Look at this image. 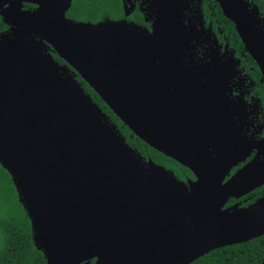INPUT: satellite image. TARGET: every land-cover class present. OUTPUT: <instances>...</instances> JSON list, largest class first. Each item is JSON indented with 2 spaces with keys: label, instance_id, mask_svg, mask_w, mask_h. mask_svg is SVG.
Masks as SVG:
<instances>
[{
  "label": "water",
  "instance_id": "1",
  "mask_svg": "<svg viewBox=\"0 0 264 264\" xmlns=\"http://www.w3.org/2000/svg\"><path fill=\"white\" fill-rule=\"evenodd\" d=\"M218 1L264 75V31L252 37L246 1ZM23 2L38 6L23 10ZM70 4L0 0L12 26L0 33V163L47 264H188L264 234V195L221 210L229 196L264 183V158L225 181L252 149L264 153V138L249 146L234 129L227 68L195 61L192 34L175 13L158 16L149 32L126 21L76 23ZM48 46L138 137L196 174L187 197L172 173L129 145ZM171 208L180 215L160 214Z\"/></svg>",
  "mask_w": 264,
  "mask_h": 264
},
{
  "label": "flooded vegetation",
  "instance_id": "2",
  "mask_svg": "<svg viewBox=\"0 0 264 264\" xmlns=\"http://www.w3.org/2000/svg\"><path fill=\"white\" fill-rule=\"evenodd\" d=\"M245 1L249 15L254 16L250 22V30L252 37L256 39L258 31H264V13L254 0ZM37 6L36 3L23 2L22 9L34 10ZM170 13L178 16L184 32H191L192 51L198 64L213 67L217 62L227 68L226 95L234 117V129L240 135V142L243 141V144L244 142L250 144L249 146L257 144L264 138V75L258 62L247 49L235 22L225 15L218 0H71L66 11L67 17L74 21H89L93 24L126 21L149 32L153 31L158 16ZM9 26L11 30L12 26ZM120 132L123 134L121 130ZM143 158L147 160L151 157ZM263 158L264 153L257 148L252 149L243 161L231 168L225 181L241 167ZM164 167L174 175L180 183L177 187L181 189L183 196L187 197L192 191L191 184L197 180L196 174L188 167L190 172L181 174L175 173L167 166ZM6 177L12 181L11 175L9 173L4 175L0 167V181ZM3 193L0 186V199ZM263 195L264 183L242 195L229 196L221 210L226 214L233 213L248 207ZM160 214H166L168 218L173 214L175 218L180 215V210L171 208L166 212L160 211ZM1 215L0 209V217ZM2 222L1 220L0 223ZM160 229L165 234L166 228ZM167 229L171 231L173 227L169 226ZM176 230L173 229V235ZM252 241L253 248L252 246L247 248L246 252L245 246ZM236 245L237 250L232 248ZM96 260L92 259L91 264ZM188 264H264V234L247 241L218 246Z\"/></svg>",
  "mask_w": 264,
  "mask_h": 264
},
{
  "label": "trees",
  "instance_id": "3",
  "mask_svg": "<svg viewBox=\"0 0 264 264\" xmlns=\"http://www.w3.org/2000/svg\"><path fill=\"white\" fill-rule=\"evenodd\" d=\"M254 2L260 8V11L264 13V0H254ZM74 22L91 23L89 21ZM229 23L231 24V22ZM9 29L10 26L4 21L3 16H0V33H6ZM47 51L60 63L67 64L51 46H48ZM67 65L71 76L77 79L81 83L84 91L100 105L110 122L123 132L127 138V142L137 153L141 154L143 157H151L158 164L167 166L168 169L174 170L177 174L190 172L186 166L153 148L150 144L138 137L126 124H124V122H122L81 75L69 64ZM0 167L4 175H8L9 172L2 165H0ZM12 182L13 180L9 181L7 177L0 181V186L4 191L0 199L2 214L0 221H3L0 223L2 224L0 228V261H2V264H47L44 253L35 244L31 219L25 208L21 205L22 203L19 202V196L17 198L18 191L15 189V185H13L14 182ZM254 242L252 241L250 244H245L246 252L247 248H251V246L253 248ZM232 248H236L237 250V245Z\"/></svg>",
  "mask_w": 264,
  "mask_h": 264
}]
</instances>
